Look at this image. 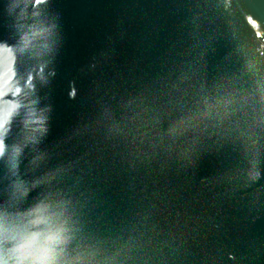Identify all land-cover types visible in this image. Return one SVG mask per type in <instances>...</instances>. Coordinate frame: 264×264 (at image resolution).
<instances>
[{"label":"water","instance_id":"1","mask_svg":"<svg viewBox=\"0 0 264 264\" xmlns=\"http://www.w3.org/2000/svg\"><path fill=\"white\" fill-rule=\"evenodd\" d=\"M6 3L0 41L14 43ZM48 10L59 14L62 40L45 69L55 76L38 86L40 106L52 109L41 171L67 169L64 186L81 201L90 234L116 245L132 237L150 264H230L229 251L237 264H264V179L244 185L251 151L233 134L202 141L190 163L167 143L153 147L150 133L140 139L155 116L164 129L180 101L187 108L199 95L197 48L211 52L216 71L256 58L243 16L264 21V0H234L232 13L217 0H51ZM15 138L14 130L8 142ZM5 172L0 162V202Z\"/></svg>","mask_w":264,"mask_h":264},{"label":"clouds","instance_id":"2","mask_svg":"<svg viewBox=\"0 0 264 264\" xmlns=\"http://www.w3.org/2000/svg\"><path fill=\"white\" fill-rule=\"evenodd\" d=\"M50 3L7 0L5 5L16 39L14 43L0 41V162L7 179L6 198L0 202V264H150L137 257L140 245L134 238L116 245L90 234L81 201L64 186L67 169L41 171L48 153L39 145L49 133L52 109L40 106L38 86H47L55 76L54 70L45 69L62 40L59 14L49 12ZM217 3L225 12H233L234 0ZM243 22L254 37L251 45L256 58L245 60L238 72L216 71L207 60L211 52L197 48L193 75L202 74L199 95L187 108L180 101V114L164 129L157 127L160 116H155L140 139L150 133L153 147L167 143L178 160L191 163L202 141L234 134L245 153L251 151L253 156L244 177L245 187H250L264 179L259 167L264 140V76L260 75L264 21L244 13ZM68 95L76 98L74 81ZM14 130L16 138L9 143ZM237 260L234 252L226 253L230 264Z\"/></svg>","mask_w":264,"mask_h":264}]
</instances>
